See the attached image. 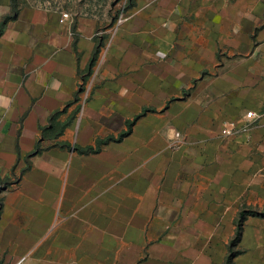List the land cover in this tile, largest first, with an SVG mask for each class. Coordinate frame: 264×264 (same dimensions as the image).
Wrapping results in <instances>:
<instances>
[{"label":"crops","instance_id":"obj_1","mask_svg":"<svg viewBox=\"0 0 264 264\" xmlns=\"http://www.w3.org/2000/svg\"><path fill=\"white\" fill-rule=\"evenodd\" d=\"M119 20L0 0V264H264V0Z\"/></svg>","mask_w":264,"mask_h":264},{"label":"rangeland","instance_id":"obj_2","mask_svg":"<svg viewBox=\"0 0 264 264\" xmlns=\"http://www.w3.org/2000/svg\"><path fill=\"white\" fill-rule=\"evenodd\" d=\"M17 5L23 4H47L67 5L77 8L84 14L94 15L105 23L116 25L123 12L134 3V0H14ZM68 9V8H67ZM264 211V209H263Z\"/></svg>","mask_w":264,"mask_h":264},{"label":"trees","instance_id":"obj_3","mask_svg":"<svg viewBox=\"0 0 264 264\" xmlns=\"http://www.w3.org/2000/svg\"><path fill=\"white\" fill-rule=\"evenodd\" d=\"M13 1V4L15 5L16 4V1L12 0ZM98 52L99 50H97V53L95 55V59L93 60V63L96 61V57L98 55ZM246 215H257V216H263L264 217V211H257V210H245V211H242L241 212V220L239 222V225L237 227V230H236V234H235V237L234 239L232 240V243L233 244H236L240 241V237H241V233H242V230H243V226H242V219H244L246 217ZM237 252L231 250L227 259H226V263L225 264H233V259H234V256Z\"/></svg>","mask_w":264,"mask_h":264},{"label":"built area","instance_id":"obj_4","mask_svg":"<svg viewBox=\"0 0 264 264\" xmlns=\"http://www.w3.org/2000/svg\"><path fill=\"white\" fill-rule=\"evenodd\" d=\"M69 15H70L69 13H64V14H63V18H64V19L69 18ZM120 21H121V20H119L117 24H119ZM252 115H253L252 112H249V113L247 114L248 117H252ZM231 132H232V131H230L229 129L223 130V133H224V134H231Z\"/></svg>","mask_w":264,"mask_h":264}]
</instances>
